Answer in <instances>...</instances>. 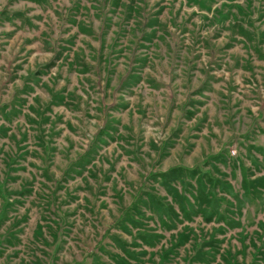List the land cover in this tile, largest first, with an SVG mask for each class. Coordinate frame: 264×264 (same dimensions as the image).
<instances>
[{"label":"rangeland","instance_id":"rangeland-1","mask_svg":"<svg viewBox=\"0 0 264 264\" xmlns=\"http://www.w3.org/2000/svg\"><path fill=\"white\" fill-rule=\"evenodd\" d=\"M261 148L264 0H0V264H264Z\"/></svg>","mask_w":264,"mask_h":264},{"label":"trees","instance_id":"trees-1","mask_svg":"<svg viewBox=\"0 0 264 264\" xmlns=\"http://www.w3.org/2000/svg\"><path fill=\"white\" fill-rule=\"evenodd\" d=\"M262 148L260 152H262ZM264 154V152H262ZM211 158H214L213 156ZM183 171H186L188 175H191L192 177H195V171L193 170H188L186 168H180V167H171L166 173H159V176L163 178V181H167L169 179V176H172L173 178H179L181 177L179 174L183 173ZM169 175V176H168ZM200 185V181H199ZM242 187H243V192L246 194L247 192H251V194L254 196V198L258 199L259 201L262 200L261 198V191L260 189L264 188V177L262 178H252V179H247L244 178L242 181ZM260 188V189H259ZM204 189L201 187V190L199 191L198 196H201L203 194Z\"/></svg>","mask_w":264,"mask_h":264}]
</instances>
